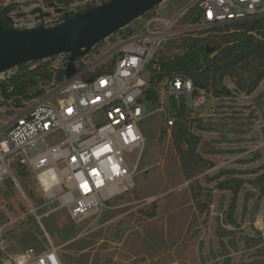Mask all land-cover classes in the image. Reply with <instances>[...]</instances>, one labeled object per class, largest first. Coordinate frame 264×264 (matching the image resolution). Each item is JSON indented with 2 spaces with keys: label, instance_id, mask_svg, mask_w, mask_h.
<instances>
[{
  "label": "rangeland",
  "instance_id": "1",
  "mask_svg": "<svg viewBox=\"0 0 264 264\" xmlns=\"http://www.w3.org/2000/svg\"><path fill=\"white\" fill-rule=\"evenodd\" d=\"M13 1L20 8L14 14L43 7L51 18L58 16L51 4L65 9L100 2ZM190 1L166 0L155 9L171 17ZM7 5L0 0V12ZM189 24L184 19L180 29ZM226 31L220 26L179 33L162 46L156 62L185 54L183 42L189 37ZM108 46L104 41L100 47ZM59 59L31 66L47 65V74L29 88L28 104L53 96L64 84L56 78L63 70ZM248 79L249 71L228 75L200 90L201 106L194 115L203 116L192 118L194 127L188 120L168 125L161 84L151 79L146 91L154 90L159 99H146L141 126L145 147L135 167L136 186L85 219L71 218L64 193L45 194L28 168L14 166L15 177L0 194V242H5L3 248L0 244V264L27 248L46 250L49 239L64 264H264V80L247 94L240 86ZM61 98L53 96L51 103Z\"/></svg>",
  "mask_w": 264,
  "mask_h": 264
},
{
  "label": "built area",
  "instance_id": "2",
  "mask_svg": "<svg viewBox=\"0 0 264 264\" xmlns=\"http://www.w3.org/2000/svg\"><path fill=\"white\" fill-rule=\"evenodd\" d=\"M85 7L70 4L64 12ZM31 12L21 20V13L12 15L17 28L39 25L41 21ZM62 16L46 20L57 21ZM263 17L264 0H191L171 17L154 9L134 21H141L136 29L130 28L132 22L107 38L108 48L100 47L103 41L79 59V73L71 80L65 77L70 54L54 57L60 58L64 70V84L53 94L62 96L57 104L49 96L34 105L21 98L18 105L9 96L14 89L10 81L20 73L18 68L0 75V194L15 177L14 166L28 168L45 194L64 193L71 218L82 220L132 191L135 167L145 147L141 126L147 111L146 87L153 70L158 69L154 62L162 46L179 33ZM186 18L189 26L180 29ZM164 79L159 82L161 110L168 125L178 120L172 116L175 109L184 110L194 127L192 121L203 116L194 115L201 106L197 104L201 92L196 95L195 83L186 76L174 74ZM54 136L61 137L49 144ZM0 244L3 248L5 242ZM3 264L64 263L49 239L46 250L27 248L7 256Z\"/></svg>",
  "mask_w": 264,
  "mask_h": 264
},
{
  "label": "water",
  "instance_id": "3",
  "mask_svg": "<svg viewBox=\"0 0 264 264\" xmlns=\"http://www.w3.org/2000/svg\"><path fill=\"white\" fill-rule=\"evenodd\" d=\"M164 1L100 0L99 4H88L78 12H64L56 4H51L57 14H63L60 20H46L52 13L36 8L31 14L41 22L35 28L25 29L17 28L12 16L19 4H9L0 12V75L22 65L70 54L65 77L71 80L79 73V59L88 56L98 44ZM19 15L25 16L26 13Z\"/></svg>",
  "mask_w": 264,
  "mask_h": 264
},
{
  "label": "trees",
  "instance_id": "4",
  "mask_svg": "<svg viewBox=\"0 0 264 264\" xmlns=\"http://www.w3.org/2000/svg\"><path fill=\"white\" fill-rule=\"evenodd\" d=\"M60 3L69 4L70 0H60ZM226 27L225 33L206 38L189 37L184 40L186 53L166 61H155L154 65L158 69L153 70L152 80L161 82L167 76L183 75L195 83L196 95H199V91L208 87L211 82L220 83L228 75L235 78L249 71V79L240 87L247 94L254 92L264 80V17ZM37 63L18 67L20 73L10 81L14 89L9 96L16 98L18 105H21V98H28V90L37 85V78H43L47 74V65L31 67ZM56 78L59 83L63 82L64 70L60 72L59 78ZM225 91L229 92L227 89ZM146 99L156 102L159 98L154 90H147ZM172 116L177 118L178 122H185L189 115L184 110L174 109ZM236 206L235 195L230 206L232 214Z\"/></svg>",
  "mask_w": 264,
  "mask_h": 264
},
{
  "label": "bare ground",
  "instance_id": "5",
  "mask_svg": "<svg viewBox=\"0 0 264 264\" xmlns=\"http://www.w3.org/2000/svg\"><path fill=\"white\" fill-rule=\"evenodd\" d=\"M50 194H51V193H50ZM65 199H66V201L68 202V197H67V196L65 197Z\"/></svg>",
  "mask_w": 264,
  "mask_h": 264
}]
</instances>
